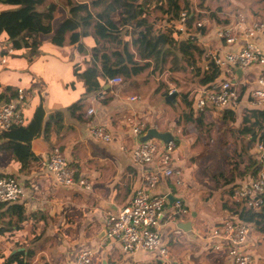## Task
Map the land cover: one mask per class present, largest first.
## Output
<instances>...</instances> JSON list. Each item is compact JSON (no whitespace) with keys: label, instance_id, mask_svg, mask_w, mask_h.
I'll return each instance as SVG.
<instances>
[{"label":"crops","instance_id":"0c3cea01","mask_svg":"<svg viewBox=\"0 0 264 264\" xmlns=\"http://www.w3.org/2000/svg\"><path fill=\"white\" fill-rule=\"evenodd\" d=\"M194 2L196 0H182L181 6L188 3L191 12H196L197 8L192 6ZM100 3L101 0H45L35 10L44 17L51 14L49 21H43L50 26L51 33L39 34L36 47H25L19 36L10 40L6 36L3 38L12 53L0 52V95L7 98L19 88L32 92L24 109V126L20 129L27 130L35 124V134L31 135L29 154L24 161L13 153V145L7 139H0V175L14 176L21 183L24 195L15 205L22 207L25 216L16 231L13 204L0 206V255L6 256L19 249L30 251V264H73L76 255L82 251L93 253L91 264H231L224 249H214L217 241L210 238L209 232L211 228L239 216V213L234 214L231 195L247 177L235 179L231 184L224 180L229 173V160H237L235 152L241 153L250 137L236 136L234 142L227 138L214 142L210 137L216 133V127L217 130L222 127L221 131L226 133L237 128L241 113L246 109L264 111V103L253 105L250 96L258 88V78L264 79V66L253 65L247 70L235 69L231 73L230 83L239 93V108L232 112L207 107L203 122L206 128H210L208 133L205 127L199 130L202 132H195L190 126H184L180 115L182 105L176 91L172 93L174 98L166 101L165 85L157 83V76L151 68L149 73L143 72L128 83L122 81L116 86L108 85L105 87L107 91L84 94V75L89 77L86 71L92 66L98 68L100 54L107 52L108 43L100 41V53L95 54L99 51L96 44L99 40L94 35L95 23L89 21L97 18ZM51 4L54 8L50 11ZM77 4L86 5V10L78 14L88 22L85 27L82 21L79 22L81 37L78 43L69 44L70 34H66L61 47L53 45L52 35L62 22L72 17L70 8ZM230 4L232 6L225 2L220 10L215 11L217 5L207 3L201 10V15L205 12L215 14L203 35L192 36L205 50L204 57L209 53L235 52L245 43L257 45L264 53L260 36L249 39L238 34L230 45L216 39V31L232 24L235 14L243 15L248 21H264V0H231ZM14 8L0 3V12ZM118 13L110 19L119 26ZM97 22L108 29L100 19ZM127 27L122 25L119 29L125 32ZM159 54L160 51L157 56ZM99 73L100 70L95 78L101 81ZM176 75L178 73H173ZM143 76H148L145 81L149 82L142 86ZM166 77L163 75L161 80ZM100 92L104 95L103 101L95 105V115L87 117V99ZM132 96L136 97L134 102L128 100ZM74 104L81 105V109L75 112L79 119L73 118L68 110ZM56 112L62 113L63 120L45 138L42 126ZM131 112L147 119V128L140 140L153 137L162 144L166 138H172L175 129L182 127L177 149L171 157V167L181 170L183 184L177 186L173 178L162 177L155 191L156 195H172L187 211L181 217H174L173 202L171 205L167 203L162 213L158 232L161 244L168 249L169 261H163L155 251L124 252L117 241L107 239L105 235V221L130 202L141 175L159 170L155 164L142 167L134 165L130 159L129 152L135 140L120 120ZM231 113L234 122L229 118ZM94 124L106 128L112 138L110 143L91 139L88 129ZM205 144H208L207 148ZM53 146L59 147L78 175L91 183V191L55 185L52 176L40 165ZM219 146H227V149L220 150ZM228 150L232 155L227 153ZM218 160L224 164L217 174L209 168H215L214 163ZM180 223L187 224L185 230L180 228ZM248 241L264 258V233L253 227Z\"/></svg>","mask_w":264,"mask_h":264},{"label":"built area","instance_id":"2783aa9c","mask_svg":"<svg viewBox=\"0 0 264 264\" xmlns=\"http://www.w3.org/2000/svg\"><path fill=\"white\" fill-rule=\"evenodd\" d=\"M203 14L206 16V13ZM205 16L201 22L195 24L196 28L209 27ZM188 20V13L183 11L177 20L171 23V27L173 26L180 34H185ZM232 20V24L221 26L216 31L215 37L218 41L230 45L235 42L236 36L241 34L249 39L260 36L264 42V21H248L241 14L233 15ZM167 24L168 22H166ZM8 46L9 44L0 37V52L11 54L12 49ZM204 59L214 63L222 80L216 85V89L198 90L195 93V113L204 112L207 107L236 111L239 108V93L231 85L230 75L235 69L244 71L253 65L264 66V53L257 45L245 43L235 52H227L223 55L209 53ZM204 68H207L205 62ZM121 83L120 77L107 81L109 86H116ZM257 85L258 88L250 94L253 105L264 103V79L258 78ZM31 96V91L19 88L14 91L12 98L0 100V136L24 126V109ZM103 99L102 92L95 93L87 99L89 102V107L86 110L87 117L95 115V105L102 102ZM128 100L134 102L136 97H129ZM120 124L130 130L135 140L134 146L129 152L132 163L142 167L155 164L159 170L154 173L142 174L130 202L117 213L109 215L105 221L106 238L117 241L124 252L133 254L138 251H155L163 261H169L168 249L161 244L158 232L162 213L168 200L166 195H156L155 191L162 177L173 178L177 186L183 184L181 170L171 167V157L177 149V139L181 136V129H175L172 138L160 144L153 139H139L147 128L146 118L131 112L122 117ZM88 132L91 139L96 142L110 143L112 140L111 135L102 125H91ZM252 155L257 162L256 174L246 176L247 178L235 187L231 195L235 215L241 211H260L264 207V142L256 141L253 144ZM40 165L52 176L56 186L77 188L84 192L91 191V183L78 175L77 169L70 165L59 147H51ZM23 191L21 183L14 177H0V204L18 202L24 195ZM174 209V217H181L187 213L179 202L174 203ZM252 229L250 225L243 223L238 216H234L221 226L211 228L209 235L211 239L217 241L214 249L216 251L224 249L231 264H254V257L249 251L251 246L248 241ZM92 257L91 251L79 252L73 264H91ZM170 264L178 263L171 262Z\"/></svg>","mask_w":264,"mask_h":264},{"label":"trees","instance_id":"16d2710c","mask_svg":"<svg viewBox=\"0 0 264 264\" xmlns=\"http://www.w3.org/2000/svg\"><path fill=\"white\" fill-rule=\"evenodd\" d=\"M182 0H101L97 18L101 20L108 29L97 22V18L89 21L95 23L94 35L98 38L96 44L99 46L95 54L100 53V41L107 42V52L101 53L99 56V67L92 66L86 71L89 77L84 75V94H91L98 90L107 91V81L120 77L122 81L130 82L139 74L145 72L149 68L153 73H162L163 71H186L191 70L196 79V87L198 90L216 89V85L222 80L218 68L212 61L207 62L204 59L205 50L197 43L193 35H203L206 32L205 27L196 28L195 33L189 34L190 22L196 15L191 12L188 3L184 7L181 6ZM0 3L15 7L14 9L0 12V37L5 36L8 40L19 36L25 47H36V38L39 34H50L51 28L43 21L50 20L51 14L45 17L35 10V7L45 3V0H0ZM54 8L51 4L50 11ZM100 9V12H99ZM86 10V5H75L70 8L72 17L61 23L57 31L52 35L51 43L57 47H61L65 42V35L68 37L69 44H77L79 37V22L88 25L79 16L80 11ZM185 10L189 15V24L187 25L188 36L183 37L173 26L169 29L156 30L154 24L156 21H149L151 14L160 13L162 18L167 22H174L179 14ZM119 12V26H130L134 28V33L129 31L122 32L117 23L113 22L111 16ZM213 13L210 18L213 17ZM99 24V25H98ZM82 25V26H83ZM13 48V47H12ZM11 49V48H10ZM159 56L157 54L159 53ZM94 52V49H93ZM5 54V53H4ZM204 62L206 69L204 68ZM170 63L171 67L167 69L166 64ZM100 70L101 81L95 78L96 73ZM78 73L75 70V75ZM175 90L167 88L165 96L168 97ZM190 92H180L176 95L182 102L184 108L181 110V120L185 127L190 126L195 132L204 130V112L195 113L194 99H190ZM13 95L6 98L4 94L0 95V100L10 99ZM81 109V105L74 104L68 110L73 118L79 119L80 116L75 112ZM60 112L52 114L42 126L44 137L51 132L52 128L57 127L63 120ZM234 122V116L231 113L229 117ZM35 124L29 129H17L0 136V139H7L13 145V153L17 157H21L24 161L29 154L28 144L31 135L35 134L33 130ZM206 128V127H205ZM33 130V131H32ZM207 133L210 128H206ZM237 137H250L248 144L241 148V153L234 154L236 159L229 160L228 179L224 180L226 184L235 182V179H241L245 176H254L257 171V162L252 155V145L258 142H264V111L257 109H246L241 113V121L234 130ZM206 133V134H207ZM25 144V145H24ZM20 147H23L22 149ZM25 149V150H24ZM241 158V159H240ZM10 176V175H0ZM14 177V176H11ZM15 178V177H14ZM16 179V178H15ZM235 186V185H234ZM234 188V187H233ZM232 188V189H233ZM17 203V202H16ZM13 203L14 214L16 219V231L20 229V224L25 220L23 209ZM8 204H0L5 206ZM239 219L250 225L255 230L264 233V207L260 211H241ZM31 253L25 251L11 252L6 256L0 255V264H30Z\"/></svg>","mask_w":264,"mask_h":264},{"label":"rangeland","instance_id":"374dc122","mask_svg":"<svg viewBox=\"0 0 264 264\" xmlns=\"http://www.w3.org/2000/svg\"><path fill=\"white\" fill-rule=\"evenodd\" d=\"M225 2H227L230 6H232L230 4L231 0H196V2H194V5H192V6H194V8H197V11L196 12H193V13H195L196 18L192 22H190V24L188 22V24L190 25L189 34L195 33L194 32L196 30L195 24L198 23V22H201L202 19L204 18L205 15H201L200 13L202 12L201 10H203L204 8H206V4L207 3H209V6H211V5H215L216 6L217 5V7L215 8V11H217V9L220 10L222 8V6H223V4ZM182 7H184V5H182ZM183 11H185V10H183ZM203 12H205V11H203ZM205 13H206L205 18L208 20V23L209 22H213V19L210 18V15L212 13L214 14V12H205ZM161 16L162 15L160 13L151 14L149 16L148 20L149 21H153V19L154 20H159V18H160L159 21H156V23L154 25V29L163 31V29L170 28L171 27V23L168 22L167 25L164 24L167 20L165 18H162ZM214 16H215V14H214ZM127 28H128L129 33H132V32L134 33V28L133 27L130 28V26H128ZM181 35L183 37H186V36H188V33L186 32L185 34H181ZM166 67H167V69H169L171 67L170 63H167L166 64ZM175 72L178 73V75L173 76V73H175ZM144 73L147 74L149 72L147 70ZM145 74H143V75H145ZM155 74H156L157 80H158L157 83H160L163 86L165 85L164 92H165L166 87L168 85H170V86H168L169 89L175 90L176 93L191 91L189 98L190 99H193V95L195 94V90L197 89V87H196L197 84H196V79L194 78V75H193V73H192L191 70H186V71L177 70V71H173V72H169V71H166L165 70L162 73H155ZM163 75H167L166 78H163L164 81L161 80L162 79L161 77ZM147 77L148 76H143V78H141V85L142 86H143V84L145 85V83L149 82V80L145 81V79H147ZM124 82L128 83L127 81H124ZM165 83L168 84V85H166ZM175 95H178V94H175ZM181 105H182V109L181 108H178V109L183 110L184 106H183L182 102H181ZM180 128L182 130V127H180ZM217 129L218 128L216 127V133L213 132L212 136L210 137L214 142L218 141L219 139L220 140H225L226 138L227 139H231L234 142V139L236 138V136L234 135L233 129H232V131L228 130L227 133L221 131L222 127H220V130H217ZM247 144L248 143L246 142L245 146ZM217 145H219V144H217ZM204 146L207 148L208 147V144H205ZM20 148L22 149L23 147H20ZM219 148H220V150H222V149L225 150V149H227V146H224L223 148H221L219 146ZM233 150H234V148H233ZM227 153L228 154L231 153V155H232V151L231 150H228ZM223 164H224V162H221V160H218V161H216L214 163V165H216V167L215 168H209V169H211L213 172H215V173L218 174L219 173V169H220L221 165H223ZM228 175H229V173L227 174V179H228ZM249 251L253 254L254 264H264V258L261 257V252L258 250L257 247L251 246L249 248Z\"/></svg>","mask_w":264,"mask_h":264},{"label":"water","instance_id":"95a60500","mask_svg":"<svg viewBox=\"0 0 264 264\" xmlns=\"http://www.w3.org/2000/svg\"><path fill=\"white\" fill-rule=\"evenodd\" d=\"M107 86H108V85H107ZM173 98H174V94H171V95H169V96L166 98V101L169 102V101H171ZM151 136H152V135H151ZM148 139H153V137H150V138H148ZM148 139H147V140H148ZM169 139H170V138H166V139H165V142L168 141ZM166 197H167V200H168V204H169V205H171L173 202H178L177 199H175L172 195H167ZM186 225H187V224H182V223L179 224V226H180V228H181L182 230H185V226H186ZM20 250H22V249H19V251H20Z\"/></svg>","mask_w":264,"mask_h":264}]
</instances>
